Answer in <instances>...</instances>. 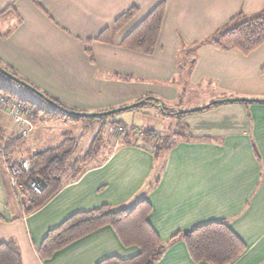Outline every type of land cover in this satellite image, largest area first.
Instances as JSON below:
<instances>
[{
	"label": "crops",
	"instance_id": "crops-1",
	"mask_svg": "<svg viewBox=\"0 0 264 264\" xmlns=\"http://www.w3.org/2000/svg\"><path fill=\"white\" fill-rule=\"evenodd\" d=\"M160 3L164 14L152 54L120 47ZM132 7L137 15L112 35V44L94 41ZM263 11L264 0H0V33L10 32L0 36V63L65 107L84 113L124 107L148 95L167 107H175L179 98L194 103L184 110L221 99L264 100V43L247 54L204 44L235 17L247 19ZM88 40L93 63L82 42ZM179 58L189 59L191 66L177 67ZM0 85L20 94L1 79ZM149 108L172 117L159 107ZM36 109L32 132L22 139L17 159L56 147L67 136L70 120H50V109ZM176 125L182 136L162 130L164 136H159L174 143L158 158L153 142L144 137L122 144L109 135L105 154L88 163L76 181L64 178L59 191L30 214L24 213L0 161V242L16 244L21 264L131 258L138 248L123 247L110 227L46 260L39 258L37 248L48 231L74 213L101 206L129 209L143 199L151 207L148 223L165 245L155 264H207L192 262L182 238H173L212 222L226 223L245 244V252L231 264H264V103L219 104L180 117ZM0 138H17L2 110Z\"/></svg>",
	"mask_w": 264,
	"mask_h": 264
},
{
	"label": "trees",
	"instance_id": "trees-1",
	"mask_svg": "<svg viewBox=\"0 0 264 264\" xmlns=\"http://www.w3.org/2000/svg\"><path fill=\"white\" fill-rule=\"evenodd\" d=\"M9 9L13 10L12 7ZM137 13L138 9L136 7L129 8L117 17L109 28L99 33L94 41L102 44H112V35L124 28ZM163 14L164 4L160 3L123 38L120 47L145 55L152 54L159 35ZM239 16L229 21L228 26L220 29L215 35L207 39L204 44H210L223 51L237 49L243 54L250 53L262 45L264 43V11L247 19ZM19 23L20 18L17 16L16 25ZM9 33H0V36L6 37ZM82 42L89 62L93 63L94 58L90 49L91 41ZM0 67L17 78L14 73L3 67L1 63ZM28 85L45 97L47 101L41 99L43 102L46 104L51 102L52 106L48 104L50 106V111L47 112L48 119L63 118L75 122L81 117L72 116L70 113H84L67 108L31 84ZM0 94L12 95V91L0 86ZM140 101H145V104L153 106L162 105L160 108L168 116L180 118L181 111L184 110L179 108L180 98L179 103L175 107H167L160 100L149 95L140 98L136 103ZM21 102L23 101L21 100ZM29 106L33 107L31 104ZM213 107L215 105L210 108ZM100 119L102 118H94L93 120ZM110 125L118 127L122 126L123 123L110 122ZM133 129V127H130L123 133H116V139L120 140L119 142L122 144H130L133 138ZM104 130L105 124L98 129L87 151L80 156L73 157L77 143L67 135L58 146L28 157L30 162L29 170L27 172L19 171L16 176V181L23 185L25 191L18 195L25 214H30L47 203L65 183L64 178H67L66 182H74L80 177L87 164L93 161L100 153L103 145ZM181 130L183 129L181 128ZM143 132L144 135L142 137L148 139L149 142H153L152 153L155 158H158L161 152L174 143L170 137L157 136L150 130ZM182 133H175L172 137H181ZM2 138H0V161L5 162L7 168L9 166L17 167V163L23 160L17 159V150L22 139L17 137L3 141ZM30 183L38 185V192L26 191V189H29L28 185ZM22 196L26 198L25 202ZM150 213L151 207L143 199L138 200L129 209H112L108 206H101L90 211L74 213L56 228L47 232L37 248L38 256L42 260L49 259L55 252L74 241L102 227H110L123 247H136L139 252L131 258L110 257L97 264H155L161 258L165 245L148 223L147 218ZM178 236L184 241L189 258L194 263L231 264L246 249L245 244L224 222H212L197 226L181 235H176L173 240ZM0 264H21L19 250L13 241L0 242Z\"/></svg>",
	"mask_w": 264,
	"mask_h": 264
},
{
	"label": "rangeland",
	"instance_id": "rangeland-1",
	"mask_svg": "<svg viewBox=\"0 0 264 264\" xmlns=\"http://www.w3.org/2000/svg\"><path fill=\"white\" fill-rule=\"evenodd\" d=\"M188 60L189 59H186V58L177 59V65H178L177 67L185 66V65L186 66H191V64L188 63ZM0 79L4 83H6L8 85H11V87L16 89L20 93V94H18V93L14 94L15 92L12 91V95L7 94V95H4V97L10 98V100L13 101V102L14 101H20L21 102L20 99H23V98L24 99L28 98V99H30L31 101L34 102V103H32L31 101L29 102L27 100H26L27 104L23 103L25 101L21 102L22 104H24V108H26L29 112H31V114H32L31 119L32 120L35 118V116L37 114V109H36L37 105H42L44 109H50V106H48V104L43 102L41 99H39L34 94L30 93L29 91H27L23 87L14 84L12 81L4 78L1 75H0ZM186 92H189V91H186ZM25 95L27 97H25ZM182 102H184V101H182ZM145 103L140 105V106H138L137 108H134V109H131V110H128V111H125V112H120V113L114 114L112 116L100 117V118H102L100 120H93L94 118H92V119H90V118H80L79 120H77L75 122H71L70 124H66V125H69V126H65V131H66L67 135L70 136L71 138H73L76 141V143H77V147H76V149H75V151L73 153V157L80 156L84 152L87 151V149H88L93 137L97 133L98 129L103 124H105V130H104V134H103V145L101 147L100 153L98 154V156L96 158H94V160L100 159V157L103 154H105V152L108 150L107 147H108L109 144H107V142H106L107 139L106 138L109 137V135L110 136H114L117 133V132L114 131L115 127H113V126L109 127L108 126L110 124V122H113V123L121 122V123H124V124L129 125V126H131V125L134 126L135 129H133V130L135 132H140V134H138L139 137H142L144 135L143 131H147V130L153 131L154 134L157 135V136H159V135L164 136V134L161 133V131L162 130H167V129L173 130V132H183L181 130V126L176 125V122L178 121L179 117H176V116H172V117L159 116V115H157V114L152 112L151 108H149L150 104H145ZM30 104L33 105V107H30L29 106ZM181 104H183V105H181ZM193 104L194 103H192V101L191 102H187V103L185 101L184 103H180V107L179 108L183 109V108H187L189 106H194ZM130 105H132V104H130ZM161 106L162 105L159 104V106H155V107H159L160 108ZM119 108H121V107L110 109V110H115V109H119ZM194 108L195 107H192V108H189V109H194ZM0 110H2L3 112H5L8 115V117L10 119V122H11V125L14 127V124L12 123L11 116H10L9 112L6 109H2V108H0ZM110 110H105V111L95 112V113H103V112H107V111H110ZM161 111L163 113L162 109H161ZM193 114L194 113H191V114L187 113V114L181 115L180 117H186L188 115H193ZM164 115H166V114H164ZM59 119H63V118H59ZM31 127L33 128V121L31 123ZM30 133L26 137L21 138V139L28 138ZM25 160H28V158H26ZM29 167H30V162H29ZM7 173H8V179L10 180V174L8 172V168H7ZM9 185L12 188V186L10 184V181H9ZM29 190L30 189H26L27 192ZM13 191H14V189H13ZM30 191L32 192V190H30ZM22 199L25 202L26 198L22 196Z\"/></svg>",
	"mask_w": 264,
	"mask_h": 264
},
{
	"label": "built area",
	"instance_id": "built-area-1",
	"mask_svg": "<svg viewBox=\"0 0 264 264\" xmlns=\"http://www.w3.org/2000/svg\"><path fill=\"white\" fill-rule=\"evenodd\" d=\"M0 108L6 109L9 112L17 137L24 138L32 131V114L26 108H24V104H22L20 101L13 102L10 100V98L0 95ZM126 130H128V128L124 126H118L114 128V131L117 133H123ZM132 133L133 141L138 140V134H140V132H135L133 130ZM16 166L17 167L9 166L8 172L10 174V184L18 196L19 193L25 191L23 185L18 184L16 181V176L18 175L19 171L27 172L29 170V161L25 159L20 160ZM28 188L34 192H38V185L36 183H30Z\"/></svg>",
	"mask_w": 264,
	"mask_h": 264
},
{
	"label": "water",
	"instance_id": "water-1",
	"mask_svg": "<svg viewBox=\"0 0 264 264\" xmlns=\"http://www.w3.org/2000/svg\"><path fill=\"white\" fill-rule=\"evenodd\" d=\"M0 75L3 76L4 78L12 81L14 84L19 85L23 87L24 89L30 91L32 94L37 96L39 99H42L43 101H47L43 95L38 93L35 89H33L31 86H29L27 83L24 81L19 80L18 78L12 76L11 74L7 73L4 69L0 67ZM233 102H243V103H264V100H255V99H242V98H237V99H221V100H214L202 107H197L194 109H189V110H183L181 111V114H191V113H197L201 112L203 110H206L210 108L211 106L214 105H219V104H225V103H233ZM145 101H140L137 103H134L132 105H128L125 107H121L119 109L115 110H110L107 112L103 113H70L72 116H79L81 118H100V117H107V116H112L114 114L120 113V112H125L134 108H137L138 106L144 104ZM49 105L52 106L51 102H48Z\"/></svg>",
	"mask_w": 264,
	"mask_h": 264
}]
</instances>
